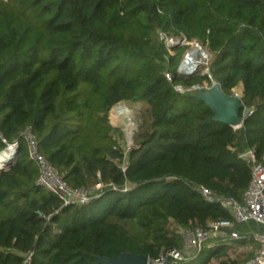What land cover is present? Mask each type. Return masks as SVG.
I'll return each mask as SVG.
<instances>
[{"label": "trees", "instance_id": "1", "mask_svg": "<svg viewBox=\"0 0 264 264\" xmlns=\"http://www.w3.org/2000/svg\"><path fill=\"white\" fill-rule=\"evenodd\" d=\"M2 1L42 10L45 22L30 49L14 46L19 30L0 34V58L18 57L0 66V152L19 142L14 161L0 163V264L29 256V264H101L98 256L124 252L155 260L182 248L181 228L233 220L199 187L241 203L252 171L240 152L264 156V0ZM166 37L198 40L212 56L209 74H179L185 46L170 49ZM214 82L227 95L241 89L244 107L254 109L239 129L215 121L194 96L200 90L176 89ZM132 102L142 106L143 125L125 157L124 132L109 113ZM28 127L71 187L102 183L100 196L63 206L37 185ZM245 228L264 230L235 224ZM242 235L214 238L195 257L168 264H247L256 253L228 255L256 243Z\"/></svg>", "mask_w": 264, "mask_h": 264}, {"label": "built area", "instance_id": "2", "mask_svg": "<svg viewBox=\"0 0 264 264\" xmlns=\"http://www.w3.org/2000/svg\"><path fill=\"white\" fill-rule=\"evenodd\" d=\"M164 38L163 34H161ZM166 44L168 48L185 44L188 41L185 37H166ZM171 41V42H170ZM201 49V48H200ZM188 52L184 61L179 66L178 72L183 76H190L197 72L200 64L201 56H204L205 52L201 49L203 55L196 56L195 66L191 69L185 66V61L192 52ZM198 51V50H197ZM200 52V51H199ZM209 74V72H208ZM167 77L171 79V75L168 73ZM215 83V82H214ZM176 89L180 92L185 91H197L208 89L206 86L193 85L191 87H184L178 85ZM237 97L242 98V91L236 88L233 94ZM243 102V101H242ZM128 110V107L125 106ZM254 112L253 108L242 107L240 115L243 117V121L235 126H232L235 130L239 129L245 119L252 115ZM132 121V122H131ZM136 120L131 119L128 125V129L124 131V147L125 157L129 150L134 146L133 135L137 129H135ZM24 137L27 143L28 153L32 160H34L39 167V176L37 178V185L45 188L46 190L56 194L62 201L63 206L75 205V204H87L93 198L100 196L99 190L104 187V184L99 183L89 188H73L65 180L63 174L52 165V163L40 152L38 146V139L33 133L31 127H28L24 132ZM13 152V161L18 155L19 142L14 141L7 143L6 148L3 151ZM1 151L0 153H2ZM240 158L243 159L251 168L252 177L249 185L246 188L243 195V202H238L231 197L220 196L208 187L200 186L199 190L203 197L209 202L220 203L226 208L233 217V220H211L206 226H194L192 228H181L180 232L183 237L182 248H170L160 255L155 260L150 259L152 264H165L166 260L168 263L170 259L174 260H185L188 258L195 257L203 248L204 244L208 243L214 238H223L224 240L239 239L244 237L239 231L235 229V224L250 223L254 222L261 227H264V156L259 158L254 148H247L240 152ZM6 167H0V171ZM123 171L127 170V164L124 161L122 164ZM127 188L124 189L126 191ZM249 236L253 237L255 241L260 244L254 257H252L247 264H264V230H253ZM233 248V247H232ZM231 249V248H230ZM233 258V257H232ZM30 256L26 260L29 262ZM214 263V262H213ZM214 264H219L214 263Z\"/></svg>", "mask_w": 264, "mask_h": 264}, {"label": "rangeland", "instance_id": "3", "mask_svg": "<svg viewBox=\"0 0 264 264\" xmlns=\"http://www.w3.org/2000/svg\"><path fill=\"white\" fill-rule=\"evenodd\" d=\"M17 5L12 7L10 6V4L0 0V34L5 37H8L9 31H11L12 33L14 29L17 31L19 30L20 35L14 38L15 39L14 46L21 45L22 48L27 47L28 49H30L34 47L37 43H39L40 40L43 39L44 35L42 34V31H43V23L45 22V18L42 15V10H37L36 8H32L29 10L26 5H23L21 7H18ZM179 46H185L181 63L184 61L188 52L195 50L194 52H192V54L188 56V58L185 61V66L189 69L195 66L196 63L195 57L196 56L198 57L199 55H203L202 53L198 52V51L201 52V49H203L205 54L204 56L199 57L200 64L198 66L197 72L200 70H203L202 73L209 72L210 60L212 56L209 50L206 47H204L198 40H192L190 42H186L185 44H180ZM17 59L18 57H13L10 60L0 58V66L5 67L11 61H15ZM125 106L128 107V111L125 108ZM141 109H142L141 104H138L137 102L127 103V104L120 103L114 106L109 113L111 124L121 129L123 132L128 129V125L131 119L136 120L135 129L137 130L133 135L134 143H136V134L141 131L143 125V118L140 112ZM172 226L174 227V224H172ZM253 230H255V228H245L242 234L249 235L252 233ZM255 242L256 243H250L241 247L235 246L229 249L228 255L230 257H234V258L239 257L243 259L250 252H254L255 254L260 247V244L257 241ZM213 262L217 263L216 260H214Z\"/></svg>", "mask_w": 264, "mask_h": 264}, {"label": "water", "instance_id": "4", "mask_svg": "<svg viewBox=\"0 0 264 264\" xmlns=\"http://www.w3.org/2000/svg\"><path fill=\"white\" fill-rule=\"evenodd\" d=\"M194 96L207 105L215 121L230 126L238 125L243 121L240 115L243 107L242 98L224 93L220 83L215 82L212 87L194 93ZM97 260L101 264H152L148 255L131 252H124L118 257L98 256ZM165 264H168V260Z\"/></svg>", "mask_w": 264, "mask_h": 264}, {"label": "bare ground", "instance_id": "5", "mask_svg": "<svg viewBox=\"0 0 264 264\" xmlns=\"http://www.w3.org/2000/svg\"><path fill=\"white\" fill-rule=\"evenodd\" d=\"M199 52V51H198ZM199 53H202V52H199ZM203 54V53H202ZM128 111V110H127ZM124 113V112H123ZM126 114V113H125ZM13 155V152L12 151H3L2 153H0V163L2 161H9L11 159Z\"/></svg>", "mask_w": 264, "mask_h": 264}]
</instances>
